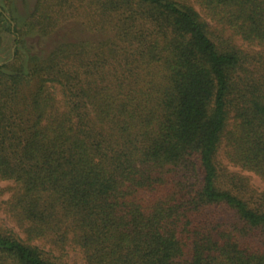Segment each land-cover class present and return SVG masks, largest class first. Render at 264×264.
I'll list each match as a JSON object with an SVG mask.
<instances>
[{
	"label": "trees",
	"instance_id": "trees-1",
	"mask_svg": "<svg viewBox=\"0 0 264 264\" xmlns=\"http://www.w3.org/2000/svg\"><path fill=\"white\" fill-rule=\"evenodd\" d=\"M70 18L102 37L0 62V264H264V195L218 163L264 181V0H35L10 31Z\"/></svg>",
	"mask_w": 264,
	"mask_h": 264
},
{
	"label": "rangeland",
	"instance_id": "rangeland-1",
	"mask_svg": "<svg viewBox=\"0 0 264 264\" xmlns=\"http://www.w3.org/2000/svg\"><path fill=\"white\" fill-rule=\"evenodd\" d=\"M35 0H0L1 10L3 15L0 17V62L6 63L13 55L16 48H19L21 53H47L55 43L59 41H78L80 39H92L95 37L101 38L102 35L96 31L90 30L83 19L70 18L63 22L53 33L47 36H23L24 46L15 44V35L10 31L16 24L21 28V24L28 18L34 7ZM236 43L241 48L246 49V44L236 38ZM23 44V43H22ZM19 46V47H18ZM218 163L227 167L231 173H237L246 178L248 184L252 187L254 197L264 195V181L257 175L249 171L241 170L228 163L222 153L218 156ZM13 183L11 181H0V188L3 189V194L0 200H6L12 192ZM0 217L4 215L0 212ZM6 224L8 221L4 218ZM10 225V224H9ZM48 246L44 248L48 250ZM57 251H53L54 254ZM66 255L63 257L65 264H84L81 254L72 248H67Z\"/></svg>",
	"mask_w": 264,
	"mask_h": 264
}]
</instances>
